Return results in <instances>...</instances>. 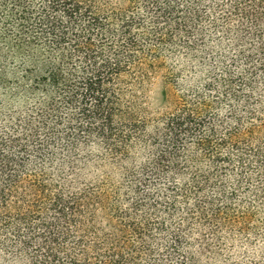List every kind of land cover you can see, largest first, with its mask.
Returning <instances> with one entry per match:
<instances>
[{
  "label": "trees",
  "instance_id": "1",
  "mask_svg": "<svg viewBox=\"0 0 264 264\" xmlns=\"http://www.w3.org/2000/svg\"><path fill=\"white\" fill-rule=\"evenodd\" d=\"M0 264H264V0H0Z\"/></svg>",
  "mask_w": 264,
  "mask_h": 264
},
{
  "label": "rangeland",
  "instance_id": "2",
  "mask_svg": "<svg viewBox=\"0 0 264 264\" xmlns=\"http://www.w3.org/2000/svg\"><path fill=\"white\" fill-rule=\"evenodd\" d=\"M26 67H31V65H26ZM32 69V68H31ZM156 85L154 86V91L151 93V97H152V104L153 106H157V98L159 97V92L161 90V83L160 81H156L155 82ZM103 171H106L108 173V170H104V169H100V168H94L92 166L89 165V167L86 169V171L84 172L83 177H85L86 182H90V179H97V177H99Z\"/></svg>",
  "mask_w": 264,
  "mask_h": 264
}]
</instances>
